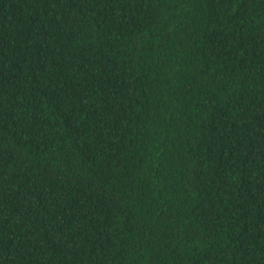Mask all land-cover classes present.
<instances>
[{
	"label": "trees",
	"instance_id": "16d2710c",
	"mask_svg": "<svg viewBox=\"0 0 264 264\" xmlns=\"http://www.w3.org/2000/svg\"><path fill=\"white\" fill-rule=\"evenodd\" d=\"M0 264H264V0H0Z\"/></svg>",
	"mask_w": 264,
	"mask_h": 264
}]
</instances>
